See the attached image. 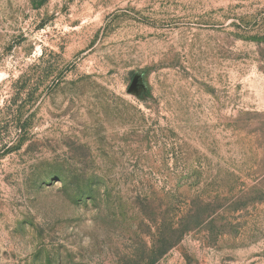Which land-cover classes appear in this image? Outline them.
I'll return each instance as SVG.
<instances>
[{
  "label": "rangeland",
  "instance_id": "374dc122",
  "mask_svg": "<svg viewBox=\"0 0 264 264\" xmlns=\"http://www.w3.org/2000/svg\"><path fill=\"white\" fill-rule=\"evenodd\" d=\"M0 264H264V0H0Z\"/></svg>",
  "mask_w": 264,
  "mask_h": 264
}]
</instances>
